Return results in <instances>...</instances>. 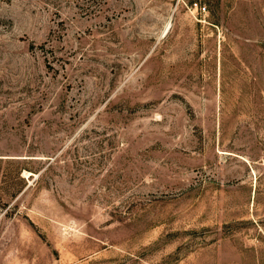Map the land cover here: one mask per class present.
I'll use <instances>...</instances> for the list:
<instances>
[{"label":"rangeland","instance_id":"obj_1","mask_svg":"<svg viewBox=\"0 0 264 264\" xmlns=\"http://www.w3.org/2000/svg\"><path fill=\"white\" fill-rule=\"evenodd\" d=\"M0 264H264V0H0Z\"/></svg>","mask_w":264,"mask_h":264}]
</instances>
